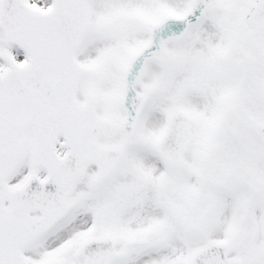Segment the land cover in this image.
Returning <instances> with one entry per match:
<instances>
[{"label": "snow or ice", "instance_id": "1", "mask_svg": "<svg viewBox=\"0 0 264 264\" xmlns=\"http://www.w3.org/2000/svg\"><path fill=\"white\" fill-rule=\"evenodd\" d=\"M0 264H264V0H0Z\"/></svg>", "mask_w": 264, "mask_h": 264}]
</instances>
